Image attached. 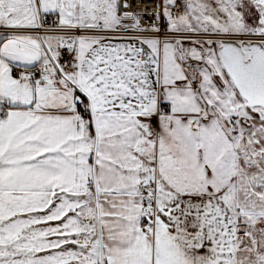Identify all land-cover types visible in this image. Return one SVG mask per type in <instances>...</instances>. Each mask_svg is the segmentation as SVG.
Returning a JSON list of instances; mask_svg holds the SVG:
<instances>
[{"label": "snow or ice", "instance_id": "obj_1", "mask_svg": "<svg viewBox=\"0 0 264 264\" xmlns=\"http://www.w3.org/2000/svg\"><path fill=\"white\" fill-rule=\"evenodd\" d=\"M0 264H264V0H0Z\"/></svg>", "mask_w": 264, "mask_h": 264}]
</instances>
